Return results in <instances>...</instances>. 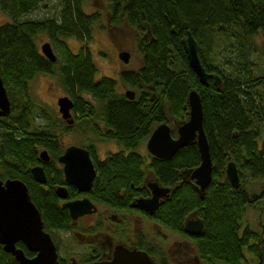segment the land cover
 Listing matches in <instances>:
<instances>
[{
	"label": "trees",
	"instance_id": "16d2710c",
	"mask_svg": "<svg viewBox=\"0 0 264 264\" xmlns=\"http://www.w3.org/2000/svg\"><path fill=\"white\" fill-rule=\"evenodd\" d=\"M42 1L0 0V10L8 17L0 24V76L11 104V112L0 116V178L24 181L46 226L66 227L68 215L57 207L51 187L45 191L30 172L38 163L41 149H46L54 162L62 150L58 133L70 128L50 112L51 123H33L34 103L28 84L38 73L55 76L65 95L72 98L74 112L85 117L84 123L73 129L98 135L101 129L91 120L96 116L104 127L101 137L114 139L127 149L136 147L161 122L185 120L187 95L194 88L202 101L212 179L203 200L186 187L179 190L177 200L197 206L204 219L203 232L196 238L198 255L210 264H253L250 260L258 254L264 264V223L261 231L241 225L249 205L259 208V219L264 221V188L251 203L247 197L249 181L264 176V71L257 73L248 65L252 52L260 49L264 53V0H109L110 21L123 19L135 30L142 55L138 69L119 75L135 90L133 99L117 92L114 78L96 77L97 67L85 46L74 52L65 42L67 37L83 41L89 37L92 24L100 19L98 12H85L82 0H60L57 18L22 19ZM187 31L198 43L205 69L221 77L220 86L212 79L207 85L201 84L189 67L182 44ZM42 32L56 51L54 62L38 49L36 38ZM216 37L233 40L231 46L239 49V57L212 63L208 53ZM259 37L263 41L260 46L255 42ZM84 94L91 95L99 107L95 108ZM135 155L130 154L131 158ZM228 160L237 166L238 188H232L225 176ZM199 163L198 148L190 144L181 147L169 161L157 167L154 164V168L159 178L169 183L177 178L176 170ZM127 165L133 167L134 163H125V170ZM52 170L56 177L53 181L48 178V183H61L58 169ZM126 175L117 181L132 179V174ZM17 246L29 255L21 242ZM0 264H19L2 245Z\"/></svg>",
	"mask_w": 264,
	"mask_h": 264
},
{
	"label": "flooded vegetation",
	"instance_id": "af4514ba",
	"mask_svg": "<svg viewBox=\"0 0 264 264\" xmlns=\"http://www.w3.org/2000/svg\"><path fill=\"white\" fill-rule=\"evenodd\" d=\"M114 79L116 89L118 82L124 84L120 76ZM126 90L127 88L121 94L130 99L125 95ZM71 115L74 120L72 124H67L61 117L63 123L70 127L69 130H72L76 124L84 123L85 117L75 113L74 106L71 109ZM95 117L92 116L91 120L101 129L98 135L91 130H78L88 134L82 142L64 144L60 141L62 150L55 156L54 162L46 149H44L48 154L46 160L40 157L43 149L39 150L38 163L34 166L39 165L43 168L46 177L44 182L37 181L31 172L33 166L30 168L33 180L41 184V188L45 191L51 187L57 207L64 209L69 218L66 227L63 228L46 226L43 222L44 231L50 235L55 245L59 264L106 263L113 261L115 257L118 259L116 264H129L128 257L131 254L142 253L148 256L151 264H210L201 259L197 251L196 238L202 234L204 228V219L199 214L198 207L183 202V208H179L182 204H179L177 200L179 190L185 187L193 189L198 198L203 200L210 183L204 190L199 189V185L189 171L196 166L176 170L177 178L169 183L162 181L155 172L154 164L157 167L161 162L169 161L179 149L169 158L151 154L146 148V142L151 133L136 147L124 148L114 139L101 137L104 134V127L102 122ZM163 122L170 126L171 135L175 137L178 121ZM107 143H114L115 148H104V144ZM70 145L83 147L88 152L94 168V176L88 189L81 190L66 180L65 164L58 158ZM131 153H136V155L131 158ZM127 162H132L134 165L133 167L127 165L128 169L125 170L124 166ZM120 163H122L121 168H117ZM53 167L58 169L57 173L61 178V183L53 182L50 185L47 179L53 181L56 177V172L52 170ZM126 172L132 174V179L117 181L118 178H127ZM59 187L63 189V195L58 193ZM259 193L253 197H250L248 193V201L251 203ZM154 196L156 197L155 203H147ZM84 199L87 200L92 211L72 218L65 203ZM176 205L178 208H175ZM180 209L184 211L181 212ZM27 251L29 252L27 256L35 255V252L28 249ZM258 256V254L255 256L256 263L253 264H262L263 261ZM139 257L132 263L146 264L142 256Z\"/></svg>",
	"mask_w": 264,
	"mask_h": 264
},
{
	"label": "water",
	"instance_id": "95a60500",
	"mask_svg": "<svg viewBox=\"0 0 264 264\" xmlns=\"http://www.w3.org/2000/svg\"><path fill=\"white\" fill-rule=\"evenodd\" d=\"M182 44L189 67L193 70L198 81L207 85L212 79L217 86L221 85V77L216 73L208 72L199 56L198 43L190 31L182 38ZM42 54L50 61L56 60V54L49 41L41 44ZM118 57L127 63L130 53L126 50L118 52ZM125 95L133 99L135 92L127 89ZM58 111L67 124L73 123L71 109L74 102L68 95L59 96L56 99ZM187 118L181 120L176 128V136L171 135V128L166 122L157 125L146 142L147 150L156 156L169 158L183 146L195 144L200 155V163L191 168V176L195 178L200 190H204L212 179V160L208 139L203 127V110L200 94L191 88L187 95ZM11 112V104L3 79L0 76V116H6ZM47 151L42 150L40 157L46 160ZM58 160L64 163L66 180L75 184L79 189H88L94 176V168L88 152L83 147L70 145L65 148ZM31 172L39 182L46 180L41 166H33ZM225 174L232 188L240 186V178L236 164L228 160L225 166ZM58 193L63 195V189L58 188ZM155 196L147 203H155ZM146 203V204H147ZM83 206H82V205ZM72 218H76L85 212L92 211L87 200H77L65 203ZM21 242L25 247L35 252L34 256H27L16 243ZM0 245L5 252L11 253L19 264H59L57 252L50 235L43 229L41 214L29 196L27 185L19 178L0 179ZM144 263L151 264L144 253L131 254L128 263L133 264L134 259L140 258ZM136 257V258H135ZM146 260V261H145ZM117 257L111 262L88 264H116Z\"/></svg>",
	"mask_w": 264,
	"mask_h": 264
},
{
	"label": "rangeland",
	"instance_id": "374dc122",
	"mask_svg": "<svg viewBox=\"0 0 264 264\" xmlns=\"http://www.w3.org/2000/svg\"><path fill=\"white\" fill-rule=\"evenodd\" d=\"M82 2L85 12H98L100 19L92 24L90 36L84 41L75 37L65 38V42L69 48L77 52L80 46H85L97 67V78L101 76H110L118 79L119 73L122 70L138 69L141 65L142 55L137 48L135 30L123 19L118 23H112L110 21V14L108 11L109 0H82ZM61 7L62 4L60 0H43L36 9L23 15L22 19L44 20L48 18H57ZM6 21H8V17L0 10V24ZM47 41H50V39L45 32L37 35L36 42L40 51L41 44ZM214 42L213 48L208 53L210 59L213 57L212 63H220L223 59L233 56L239 57V49L236 48V46H231L233 40L228 41L225 37H216ZM255 42L260 46L263 41L259 37L256 38ZM204 46L206 47V45ZM122 50H126L130 53V58L127 63H124L118 57V52ZM54 52L56 53L55 50ZM250 59L251 63L249 62L248 65L251 66L253 70L257 73L264 71V53H262L260 49L252 52ZM126 88L132 89L118 82V92L122 93ZM28 92L34 103L31 114L34 124L44 125L49 122L51 123L52 118L49 119L48 112L57 120L61 119L56 99L66 93L55 76L47 73H38L29 82ZM84 98L89 100L95 108L99 107L98 102L91 95L84 94ZM58 134L60 141L64 144L73 142L79 143L88 137L87 133H81L75 128L68 131H60ZM261 138H264V127ZM103 147L114 149L115 145L114 143H107L104 144ZM262 188H264V176L256 180H250L247 186L250 197L258 194ZM257 197L258 196L254 199ZM259 205L261 204L259 203ZM259 214L258 207L249 205L241 221L242 227L249 226L255 231H261V225L264 221H260ZM246 255L248 257L250 256L247 252ZM250 262L256 263V258L254 257ZM215 264L220 263L215 262Z\"/></svg>",
	"mask_w": 264,
	"mask_h": 264
}]
</instances>
